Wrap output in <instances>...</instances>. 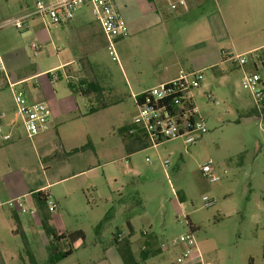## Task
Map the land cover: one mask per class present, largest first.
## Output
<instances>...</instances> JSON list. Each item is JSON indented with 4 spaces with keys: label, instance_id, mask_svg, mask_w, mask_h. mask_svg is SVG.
I'll return each mask as SVG.
<instances>
[{
    "label": "rangeland",
    "instance_id": "1",
    "mask_svg": "<svg viewBox=\"0 0 264 264\" xmlns=\"http://www.w3.org/2000/svg\"><path fill=\"white\" fill-rule=\"evenodd\" d=\"M216 1L223 14L230 12L234 45L241 48L242 36L262 34L264 26L245 17L248 8L243 4ZM34 5L35 0H0V54L9 64V73L29 61L31 71L37 68L43 75L65 62L60 53L62 34L56 25L42 24L33 36L32 32L21 34L10 23L21 11L34 12ZM213 8L214 3H208L189 15H180L176 25L179 37L186 39L183 37L192 32L207 40V30H200L202 21L196 20L208 17ZM214 35L221 55L241 53L229 40ZM116 53L117 61L105 48L98 52L96 62L102 71L97 79L86 77L85 82L97 84L100 91L77 97L84 119L67 117L59 126V138L55 130L28 136L13 93L8 88L0 90V135L9 138L0 141V264H44L51 252L72 248L68 241H55L45 232L38 218L43 214L45 227L52 233L58 234L60 229L84 233L74 254L58 264H83L85 259V264L95 263L106 248L116 247L114 236L121 238L117 245L121 250L126 248V239L134 243V250L149 243L151 253L140 264H177L181 247L171 243L190 232L205 263L264 264L263 104L257 105L242 88L237 63L220 70H189L187 62L181 67L180 71L199 72L202 77L194 91L207 128L201 140L191 145L181 139L166 141L130 153L125 147L130 138L123 134L134 127L137 114L130 95L156 86L150 74L160 66L149 57L134 54L132 46L123 42L116 43ZM241 56L247 62L245 67L252 70L250 74L259 76L264 91V66L254 54ZM123 69L135 77L131 80L128 75L129 84ZM53 86L68 91L63 77ZM102 103L108 107L90 114V108ZM123 126L131 127L123 132ZM205 164L220 177L218 182L210 183L203 176ZM71 175V179L58 182ZM24 184L34 190L47 187V208L61 200L56 206L58 216L48 209L39 210L28 191L20 198L26 214L17 215L7 206L16 192L23 191ZM204 197L213 202L211 207H205ZM31 209L34 216L29 214ZM128 226L133 230L129 238ZM162 245L171 247L161 249ZM110 254L104 264H113L112 257L118 253Z\"/></svg>",
    "mask_w": 264,
    "mask_h": 264
},
{
    "label": "crops",
    "instance_id": "2",
    "mask_svg": "<svg viewBox=\"0 0 264 264\" xmlns=\"http://www.w3.org/2000/svg\"><path fill=\"white\" fill-rule=\"evenodd\" d=\"M112 1L118 13L123 17L127 24V35L123 38H120L117 42H123L128 47L132 46V52L134 54L138 53L143 57L151 58L152 62L159 63L160 67L153 69L150 74L152 82H156L157 85L168 82L175 78L177 73L182 70L181 67H183L185 62H187L189 66V68H185L197 71L209 69L220 70L222 67L227 65L228 67H231L233 63L230 61V58L234 54L229 53V56L224 54L221 55L222 50L218 46L214 33L219 36L220 40H229L232 48L234 50L237 48L239 52H241L237 55L254 54L255 59L264 66V29H262V34L260 35H255L252 37L250 35L242 36V42L239 44L241 48L237 47V45H234L232 40L230 30L232 19L230 12L223 14L216 0H184L185 6H179L176 10H171L168 0ZM227 1L235 4H243L241 6L248 8V12L244 14L245 17L248 20L253 19L254 23L257 25L261 24L264 26V0ZM208 3H214V8L210 11L211 14L208 17L203 16L199 20H196L198 22L202 21V24L199 28L203 32H206L207 30L208 39H202L199 36L200 33L192 32L189 36L183 37L186 39H181L176 26L178 25L179 16L182 15L184 17L189 15L191 11L200 7H205ZM31 14L32 13L21 11L16 18L29 16ZM226 17H228V22L226 21ZM27 24L28 29L20 33L25 34L32 32L33 36L38 34L37 29L41 27L42 24L52 25L46 20H41L32 16L28 18ZM55 27L57 28L56 31H59L62 34V39L60 40V53L65 59V62L60 63L58 68L49 70L42 75L40 70L37 68H35L34 71H31V64L29 61H27L15 66L14 70L12 71L15 72V74H13L12 72L9 73L10 67L6 58H2L1 54L0 58L3 64L2 73L5 76L7 84L4 88H8L11 93H14L13 91L16 90H23L29 103L40 102L45 104L49 117V129L46 132L55 130L57 138H59V126L67 117L71 115H77L79 119H84V115H82L77 102V97H84V95L79 93L73 94L69 89L68 84H73L80 87L82 84H86V77L91 78L92 80L97 79V76L99 73H101L102 68H100L96 62V57L98 52H100L102 48H105L106 43L103 32L99 24L93 18V15L88 7L78 8L71 22L56 25ZM34 48L35 51L38 50V48L35 46ZM56 50L59 51V49ZM260 51H263V54H261ZM213 58L215 59L213 60ZM246 63L247 62H245V64L242 66L234 64L236 65L235 67L239 69L242 79L245 74H250L252 71L245 67ZM252 64L254 70H256V62L253 61ZM35 71L39 72L40 76L38 74H34ZM54 71L59 73L57 74L58 79L56 81H60V78L62 79V77L66 79L68 91L59 90V88L53 86V82L56 81L52 82L48 77ZM123 73L128 84L130 82L128 75L131 76V80H134L135 77L131 74L130 70L127 72L125 69H123ZM77 83L80 85H77ZM11 85H13V87ZM92 85L98 86L97 84ZM129 87L131 88L130 85ZM136 94H139V92L131 93L130 96H134ZM90 95L92 96V93L87 96ZM1 105L2 102L0 101V106ZM105 106H107V104H105ZM107 107L103 109H106ZM2 117L4 118L5 116L3 115ZM74 118L76 119V117ZM130 127L123 126L122 131L124 132L125 129ZM125 133L126 132L123 134ZM125 147L130 153L135 149V145L132 140H129L125 144ZM72 176L73 175L69 177H63L62 179H59L58 182H65L71 179ZM46 188V186H42L34 190L27 189V186L25 185L23 191H18V193L16 192L15 195H13L15 196L13 199L26 196L27 191L31 193V195L32 193L38 191L49 195V193L46 191ZM60 203L61 200L60 202L55 201L57 207ZM15 213L18 215L16 210ZM53 213L57 214L58 216L56 210ZM43 215L41 217H43ZM44 216L46 219V215ZM38 218L41 224V218ZM128 227L129 230H132L130 226ZM60 230L61 231L57 235L66 232L64 229ZM131 232L133 234V230ZM120 239L121 238L114 236L113 241L116 247L110 246L106 248L102 258L92 264H104L106 261L108 262L110 260V256L112 255L110 254L112 251H116L118 253L116 256L112 257L113 264H125L123 261L122 252H119L121 248L117 246L121 242ZM64 240L65 239L61 241ZM80 242V240H77L72 244V248L62 250H73L72 254L67 258L74 254V247L79 248ZM83 244L84 243L82 241V246ZM125 244V246L129 248L132 259L137 263H139L142 259L147 258L151 253L147 248L149 243H147V247H143L142 249L137 247L135 250L134 243L131 241V239H126ZM199 253L203 258L202 253L200 251ZM88 255L89 253L86 256ZM86 260L87 259L83 261V264L86 263ZM162 260L164 261V259ZM183 264H202V262L199 260L196 253L193 252L191 259L187 260Z\"/></svg>",
    "mask_w": 264,
    "mask_h": 264
},
{
    "label": "built area",
    "instance_id": "3",
    "mask_svg": "<svg viewBox=\"0 0 264 264\" xmlns=\"http://www.w3.org/2000/svg\"><path fill=\"white\" fill-rule=\"evenodd\" d=\"M171 10L179 6H185L184 0H168ZM80 7H88L95 21L99 24L104 38L105 50L112 60L117 61L116 43L127 35V24L118 13L112 0H35L34 12L29 16H23L10 20V23L19 32L28 29L27 20L30 16L46 20L52 25L66 24L72 21L75 12ZM231 62L238 66L245 64L246 60L241 55H234ZM0 58V71H3ZM50 81H56L58 75L51 73ZM199 72L180 71L175 78L168 82L160 83L148 90L133 96L137 114L134 118V127L127 130L126 134L134 137L139 134L144 137L148 147H156L166 141L181 139L185 145H191L202 139L207 133L205 120L195 103L194 91L201 85ZM259 76L245 74L241 85L253 97L254 101L264 105V91L259 87ZM13 87V85H11ZM14 102L22 117L24 128L28 136L33 137L46 132L49 129V117L45 104L40 102L29 103L23 90L13 91ZM8 136H1L0 141H8ZM150 162L149 159H146ZM164 166L168 161L163 162ZM203 176L210 182L216 183L220 177L212 172L210 164L202 166ZM205 207H211L213 202L207 197L203 198ZM7 206L24 215L28 211L20 198L8 201ZM50 212L56 210L55 204L48 206ZM35 210H29L31 216ZM172 247H181L177 258V264H183L196 253L202 264H210L202 261L196 240L192 232L173 240ZM170 245H162L161 249H169Z\"/></svg>",
    "mask_w": 264,
    "mask_h": 264
},
{
    "label": "trees",
    "instance_id": "4",
    "mask_svg": "<svg viewBox=\"0 0 264 264\" xmlns=\"http://www.w3.org/2000/svg\"><path fill=\"white\" fill-rule=\"evenodd\" d=\"M6 85L7 84H6L5 76L0 71V90L3 89ZM68 87L73 94L79 93V94H82L84 96L85 95L87 96L90 93H98L100 91V87H98L96 85H92V84H82V86H80V87L75 86L73 84H68ZM105 107H107V106H105V104L102 103L101 105H99L98 108H90L89 112L93 113V112L100 110V109H103ZM262 110L264 112V105H263ZM127 137L133 141V143L135 145V150H142V149H145L148 147L147 142L144 139V137L139 135V134H136L134 137H130L127 135ZM32 196H33V203L39 210L45 211L46 209H48L47 208V201H48L49 195L38 191V192L32 193ZM55 206H56V204H55ZM45 220H46L45 216L43 215V217L41 219V224L43 225L45 232L48 233L49 235H51L53 240H55V241H61V240L65 239L69 243L73 244L77 240H83L84 239V233L81 230H76V231H72V232H63L59 235L52 233L50 230H48L45 227V224H46ZM188 224L190 225V223H188ZM131 231L132 230H129L128 238L132 236ZM16 233H18V232L16 231ZM125 247H126L125 250H121L124 263L125 264H140V263L135 262L132 259L129 248L127 246H125ZM263 250H264V247H263ZM72 251H73L72 249L67 250V251H59V250L53 251V252H51L50 256L48 257V260L44 264H56L59 261L66 259L69 255H71Z\"/></svg>",
    "mask_w": 264,
    "mask_h": 264
}]
</instances>
